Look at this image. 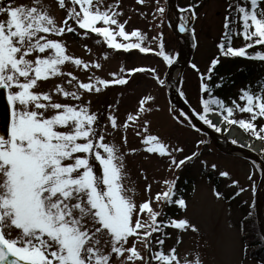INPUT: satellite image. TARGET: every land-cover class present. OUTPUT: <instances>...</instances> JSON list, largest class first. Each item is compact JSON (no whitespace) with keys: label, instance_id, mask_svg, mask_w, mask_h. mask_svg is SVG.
I'll return each mask as SVG.
<instances>
[{"label":"snow or ice","instance_id":"snow-or-ice-1","mask_svg":"<svg viewBox=\"0 0 264 264\" xmlns=\"http://www.w3.org/2000/svg\"><path fill=\"white\" fill-rule=\"evenodd\" d=\"M136 2L144 5L146 0ZM197 6L180 9L185 14L179 26L181 33L191 30L195 36V28L189 29V24L197 17ZM59 10L64 15L58 16ZM155 12L163 17L165 8L157 6ZM122 15L120 0L110 4L104 0H8L6 6L0 0V99L6 94L8 109L0 131V264H204L198 248L183 257L175 246L164 249L165 238L171 235L168 228L202 234L201 226L187 217L169 218L164 213V207L170 205L187 211L186 200L176 187L178 177L165 179L166 190L154 197L148 184L147 199L138 202L136 189L126 186L131 180L126 152L108 137L121 129L126 131L130 123L138 125L136 135L142 136L143 151L167 157L169 171L173 166L179 169L196 153L177 162L173 153L183 149L149 132L147 116L154 111V105L148 103L154 100L151 95L143 96L135 114L128 113L124 121L118 122L111 104L106 111L92 110L88 96L128 84L123 68L111 73V79L93 72L86 82L64 70L67 65L85 71L103 67L99 60H85L69 52L63 37L70 33L84 38L95 34L100 38L96 43H103L107 49L154 53L167 65L174 64L176 55L166 51L162 33L151 38L159 41L158 50L154 49L145 32L126 30L128 20L121 21ZM162 25L163 20L158 26ZM237 37L242 38V46H233ZM256 46L264 48V0H229L217 43L219 55L211 59L205 72L195 63L191 67L199 75L204 94L199 119L221 132L210 118V114H218L229 127L238 126L264 142V126L255 123L264 118V83L241 89L238 98L228 104L214 91L223 86L224 78L213 82L221 56L264 63V51H248ZM84 47L91 52L87 44ZM128 71L155 73V69L143 67ZM64 77L67 79L49 90L37 91L42 83ZM236 111L248 113L249 118H235ZM141 116L145 117L142 121ZM219 175L229 177L226 171ZM143 178L147 180L146 175ZM232 184L238 186V181ZM214 195L219 199L223 194L214 191ZM181 239L178 236L176 243ZM243 251L246 255V244Z\"/></svg>","mask_w":264,"mask_h":264},{"label":"rangeland","instance_id":"rangeland-1","mask_svg":"<svg viewBox=\"0 0 264 264\" xmlns=\"http://www.w3.org/2000/svg\"><path fill=\"white\" fill-rule=\"evenodd\" d=\"M7 2L8 0H4L5 6ZM17 2H28V0H17ZM113 2L114 0H104L105 4ZM228 3V0H176V5L179 8H185L191 4L198 5L195 8L197 17L193 19L196 48L191 62L183 70L181 91L199 114L202 112L201 99L204 94L200 91L199 75L192 69L191 65L195 63L201 72H205L210 66L211 59L218 56L217 43L222 36L223 20ZM157 6L165 8L163 17L155 12ZM120 7L123 9L120 20H128L127 31L140 29L147 34L150 41L152 37L162 33L165 49L176 55L175 60H178L183 53L187 55L186 44L175 36L167 26V0H159L158 5L156 0H146L144 5L137 3L136 0H120ZM142 13H146L147 17L145 18ZM57 15L62 16L64 13L59 10ZM2 18L0 17V19ZM175 19L178 24L182 23V16H177ZM161 20H163V25L158 26ZM63 39L66 41L71 54L89 61L99 60L103 65L102 69H92L91 71L67 65L65 71H72L85 82L93 72L102 78L111 79L110 74L119 73L122 68L125 70V74L129 76V82L126 86H110L102 94L88 96L92 101L93 111H106L107 105L111 104L119 117L118 122L124 121L128 113L135 114L138 101L143 96L151 95L154 100L148 103L154 105V111L147 116V119L151 121L149 132L159 135L162 140L170 145L183 149L182 152L173 153L177 162L193 152L196 153L192 160L185 161V164L179 169L173 166L172 170L169 171L168 164L170 161L167 157H159L157 154H148L143 151L142 136L136 135V132L140 131L138 125L130 123L126 131L121 129L116 131L114 136L108 137V140H114L117 144H121L126 152L125 162L131 177L126 186L136 189L138 202L147 199L149 193L145 192V187L148 184L152 185L151 195L154 197L156 192L166 190V186L162 183L165 179L172 180L176 177H178V181H184L186 178L191 179L192 184L189 185L185 194L188 205L187 211H180L177 218L187 217L199 224L202 234L201 236L184 234L168 228V233L171 235L165 238V251L175 246L179 255L183 257L198 248L202 253L204 264H241V260L242 264H260L258 260H252L249 257L248 251L246 255L244 254L243 237L238 226L240 219L251 211L260 173L251 160L238 154L219 151L208 136L197 131L179 111H172L165 83L159 82L160 80L165 82V75L169 66L162 57L154 53L141 54L138 50H130L125 53L123 50L107 49L103 43H96L100 38L95 34H91L90 38H84L70 33ZM158 43V40L151 41L150 46L158 50ZM85 44L91 48V52L84 47ZM242 45L243 43L236 44V46ZM105 52H107V59H104ZM135 67L155 69V73L150 71L130 73L128 71ZM63 79H67V77L42 83L37 91H47ZM65 86L69 87L68 85ZM238 92L240 95L239 88L236 89L235 93ZM58 99L62 100V98ZM248 115V113L237 111V117H247ZM144 118L141 116V121ZM221 128V132H226L225 136H228L230 128L227 126H221ZM239 131L245 134L241 129ZM124 136L127 137L126 146H123ZM261 143L264 151V142ZM133 148L138 151L136 153L128 151ZM212 165H215L216 168L213 169ZM222 171L228 172L229 177H221L219 173ZM209 173L220 180L221 191L227 197H232L233 200L228 201L225 198L218 199L215 197L213 185L207 179ZM144 175L147 176V180L143 178ZM233 180L238 181V186L232 184ZM240 188H243L242 192ZM153 207L159 210L155 202H153ZM166 207H164V211ZM178 236L182 238L179 244L176 243ZM205 241H207V246H205ZM188 258L192 259L193 256L189 255Z\"/></svg>","mask_w":264,"mask_h":264},{"label":"trees","instance_id":"trees-1","mask_svg":"<svg viewBox=\"0 0 264 264\" xmlns=\"http://www.w3.org/2000/svg\"><path fill=\"white\" fill-rule=\"evenodd\" d=\"M229 2V0H228ZM220 41V40H219ZM238 43H244L242 38L237 37L233 39V46ZM257 50L264 51V48L256 46L249 49V53H253ZM219 55V53H218ZM220 64L214 69L213 82H219L220 77H223V86L216 88L215 95L219 98L225 100L226 103L231 104L232 100L239 95L236 89H244L250 84L264 83V63L257 60L247 59V58H224L219 57ZM196 112V111H195ZM199 117V113L196 112ZM237 119H248L249 115L237 117V111L234 113ZM258 127L264 126V118H258L255 121ZM248 134V133H247ZM251 136L250 134H248ZM253 137V136H251ZM255 138V137H253ZM208 181H210L215 189V191H220L223 195L221 198H225L228 201L233 200L232 197H227L220 189L221 182L218 178L213 177L212 174L207 175ZM191 179L186 178L184 181L177 180V189H179V194L186 198V192L188 190L189 184H191ZM180 211L176 205L167 206L164 213L169 218H175L180 214ZM239 230L243 237L244 245H247L248 255L252 260H258V263L264 264V241L261 240V234L259 232L256 217L254 215V205L251 206V211L243 216L239 221ZM168 232V229L166 230ZM247 254V253H246Z\"/></svg>","mask_w":264,"mask_h":264},{"label":"water","instance_id":"water-1","mask_svg":"<svg viewBox=\"0 0 264 264\" xmlns=\"http://www.w3.org/2000/svg\"><path fill=\"white\" fill-rule=\"evenodd\" d=\"M175 1L176 0H168V12L166 17L167 25L178 38L185 41L187 45V55L183 62H179L180 60L178 59L176 62H174L173 65L169 66L166 73V80H165L166 90L170 98L171 104L173 107L182 110L190 118V120L192 121L195 127L200 129L202 132L208 134L212 139L213 143L216 145V147L220 149L222 152L225 153L236 152L243 154L246 157L252 159L258 165L260 169V180L255 194V214L257 216V222L260 233L264 237V160L255 152L250 151L245 147L238 146L236 144L227 141H220L215 131L210 129L195 115L190 105L186 102V100L182 97L180 93L179 85L182 77V72L193 57L196 46V39L195 36L192 35L191 30L184 33H181L179 31L180 24L175 22L174 19L176 15H180L183 13H181L180 10L176 8ZM192 24L193 21L191 20L189 24V29L192 28ZM177 68L181 69V75L179 76L177 84H175L172 81L171 76ZM7 118H8V109L6 106V94H5L4 99H0V131H3Z\"/></svg>","mask_w":264,"mask_h":264},{"label":"bare ground","instance_id":"bare-ground-1","mask_svg":"<svg viewBox=\"0 0 264 264\" xmlns=\"http://www.w3.org/2000/svg\"><path fill=\"white\" fill-rule=\"evenodd\" d=\"M186 58L185 53H183L180 57L179 62H183ZM181 75V69L177 68L172 76L171 79L172 81L177 84L179 76ZM210 118L212 119L213 123L216 124L217 126H222V122L219 116L216 115H210ZM225 140H231V141H236L238 145H241L245 147L246 149L255 152L257 155H264L263 149V144L261 142H254L250 139H248L242 132L237 131L235 129H232L229 131L228 136L225 138Z\"/></svg>","mask_w":264,"mask_h":264}]
</instances>
